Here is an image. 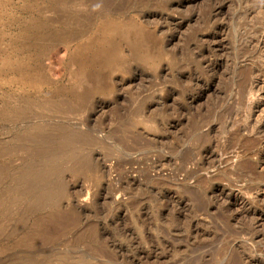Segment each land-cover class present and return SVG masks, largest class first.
Segmentation results:
<instances>
[{
    "label": "rangeland",
    "instance_id": "1",
    "mask_svg": "<svg viewBox=\"0 0 264 264\" xmlns=\"http://www.w3.org/2000/svg\"><path fill=\"white\" fill-rule=\"evenodd\" d=\"M261 35L264 0H0V264H264Z\"/></svg>",
    "mask_w": 264,
    "mask_h": 264
},
{
    "label": "bare ground",
    "instance_id": "2",
    "mask_svg": "<svg viewBox=\"0 0 264 264\" xmlns=\"http://www.w3.org/2000/svg\"><path fill=\"white\" fill-rule=\"evenodd\" d=\"M65 1V0H64ZM69 1V0H68ZM33 28V30H35L34 32H40V30H41V26H39L38 24H35V26L34 27H32ZM259 41H258V44L260 43L262 46L259 48V49H261V51L260 52H262L263 51V47H264V37H263V35H261V36H259ZM257 46V45H256ZM94 59H92L91 60V62L93 61ZM264 71V70H263ZM258 83V82H257ZM260 89V88H259ZM258 89V90H259ZM261 90V89H260ZM258 98V97H257ZM256 98V99H257ZM261 100V99H260ZM259 100V101H260ZM254 101L255 103H254V105L252 106V109H251V116H253L254 114H256L257 113V111H258V109H259V107H258V105H257V103H259V105H260V102L262 101ZM264 107V106H263ZM264 109V108H263ZM260 111V110H259ZM263 113H264V111H263ZM261 114V113H260ZM256 123H257V121H256ZM259 127H264V122H261L260 124H259ZM55 149H57V148H55ZM54 149V150H55ZM46 150H48V149H46ZM50 150L51 149H49V151L47 152V151H45V158L46 159H52L53 158V155L55 156V154L53 153V151L52 152H50ZM55 152H57V150L55 151ZM55 166V165H54ZM48 168V167H47ZM47 168H46V170H47ZM51 169V168H50ZM46 170H43V171H46ZM57 170V169H56ZM60 170V169H59ZM50 170H47L46 172H47V174H49L48 172H49ZM51 172V171H50ZM53 172H54V169H53ZM57 172V171H56ZM59 172V171H58ZM40 173H42V172H40ZM44 173H42V175H43ZM46 174V173H45ZM55 174H57V173H55ZM36 175H39L38 173L36 174ZM41 175V176H42ZM46 176V175H45ZM50 187H48V189H49ZM46 189V188H45ZM50 190V189H49ZM49 190L47 191V190H44V191H46V193H48L49 192ZM222 190H223V188H222ZM39 193H41V192H39ZM44 193V192H43ZM43 193H41V194H39L40 196L43 194ZM46 193H45V195H46ZM36 194H38L37 192H36ZM36 194H35V197L37 198V196H36ZM34 198V197H33ZM40 198V197H39ZM44 198H45V196H44ZM35 199V198H34ZM41 199V198H40ZM36 200V199H35ZM38 200V199H37Z\"/></svg>",
    "mask_w": 264,
    "mask_h": 264
}]
</instances>
